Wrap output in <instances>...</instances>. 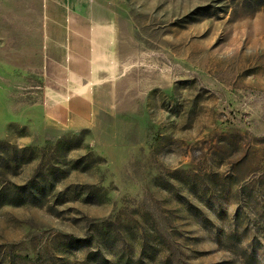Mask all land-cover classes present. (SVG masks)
Instances as JSON below:
<instances>
[{
	"label": "rangeland",
	"instance_id": "obj_1",
	"mask_svg": "<svg viewBox=\"0 0 264 264\" xmlns=\"http://www.w3.org/2000/svg\"><path fill=\"white\" fill-rule=\"evenodd\" d=\"M43 3H0V264H264V0H87L117 59L81 129Z\"/></svg>",
	"mask_w": 264,
	"mask_h": 264
},
{
	"label": "crops",
	"instance_id": "obj_2",
	"mask_svg": "<svg viewBox=\"0 0 264 264\" xmlns=\"http://www.w3.org/2000/svg\"><path fill=\"white\" fill-rule=\"evenodd\" d=\"M43 2L45 116L69 129L91 126L98 110L97 83L117 59L114 30L90 19L87 0Z\"/></svg>",
	"mask_w": 264,
	"mask_h": 264
}]
</instances>
